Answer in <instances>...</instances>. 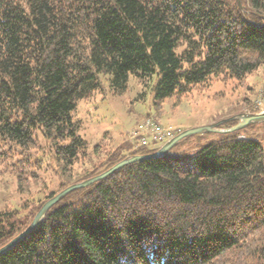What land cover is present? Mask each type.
<instances>
[{
    "label": "trees",
    "instance_id": "obj_1",
    "mask_svg": "<svg viewBox=\"0 0 264 264\" xmlns=\"http://www.w3.org/2000/svg\"><path fill=\"white\" fill-rule=\"evenodd\" d=\"M263 65L264 0H0V162L22 182L46 154L59 179L38 201L0 211V249L63 190L159 151L130 144L93 162L101 146L90 152L74 114L103 75L117 94L131 76L154 81L160 107L215 78L244 87ZM259 128L189 137L75 190L0 264H264Z\"/></svg>",
    "mask_w": 264,
    "mask_h": 264
},
{
    "label": "rangeland",
    "instance_id": "obj_2",
    "mask_svg": "<svg viewBox=\"0 0 264 264\" xmlns=\"http://www.w3.org/2000/svg\"><path fill=\"white\" fill-rule=\"evenodd\" d=\"M101 78L103 88L90 98L81 100L74 114L75 120L81 122L80 135L87 140L90 152L101 146V154L92 156L94 163L118 147L127 148L131 144L140 148L134 134L148 119H155L164 129L172 130L174 136L229 119L237 107L243 110L238 115L259 113L264 108V65L248 77L244 87L238 89L235 81L225 83L215 78L205 91H194L180 100L176 96L168 98L160 107L156 105L154 81L145 86L131 76L127 91L117 94L111 87L110 76ZM244 99L250 100L249 103L246 104ZM257 131L264 135L263 128L254 132ZM45 156L39 154L37 158L43 161L42 170L38 171L31 165L25 170L26 173L36 172L37 178L23 174L22 182H19L15 168L0 162V211L18 209L24 201L43 198V191L48 193L59 188L55 166L50 167L51 163Z\"/></svg>",
    "mask_w": 264,
    "mask_h": 264
},
{
    "label": "water",
    "instance_id": "obj_3",
    "mask_svg": "<svg viewBox=\"0 0 264 264\" xmlns=\"http://www.w3.org/2000/svg\"><path fill=\"white\" fill-rule=\"evenodd\" d=\"M238 120L239 123L238 125L234 126L233 128L229 130H221L219 127H221L225 123H229L232 121ZM264 123V113L262 114H257V113H243L240 115H237L236 117H232L229 119H226L222 122H219L217 124H214L212 126L208 127H202V128H196V129H191V130H186L183 131L179 134H177L175 137L171 138L165 145H163L158 152L150 155H144V156H133V157H128L125 160L119 162L115 166H113L111 169L105 171L104 173L97 175L93 178H90L84 182L72 185L68 187L67 189L63 190L61 193L56 195L53 199L49 200L44 207L40 210V212L37 214L35 217L33 223L31 226L24 231L21 235L16 237L14 240H12L9 244H7L5 247L0 249V256L3 255L5 252L13 248L15 245H17L22 239H24L26 236H28L35 228L38 227V225L41 223V221L46 217L48 212L60 201L65 199L69 194L74 192L75 190L78 189H83L87 188L95 183H98L102 181L103 179L113 175L117 171L121 170L122 168L136 163L140 162L143 160H148V159H156L165 156L168 154L172 149H174L177 145H179L183 140L193 137V136H198V135H204V134H218V133H225V132H237L246 129L250 125H258Z\"/></svg>",
    "mask_w": 264,
    "mask_h": 264
},
{
    "label": "built area",
    "instance_id": "obj_4",
    "mask_svg": "<svg viewBox=\"0 0 264 264\" xmlns=\"http://www.w3.org/2000/svg\"><path fill=\"white\" fill-rule=\"evenodd\" d=\"M260 113H264V108ZM172 130L164 129L163 126L158 124L155 119H148L141 127L140 131L136 132L134 136H137L140 146H153V148L164 143L166 140L172 138Z\"/></svg>",
    "mask_w": 264,
    "mask_h": 264
}]
</instances>
